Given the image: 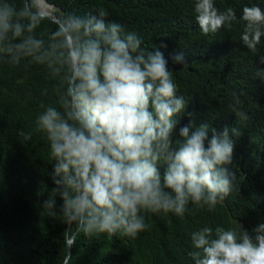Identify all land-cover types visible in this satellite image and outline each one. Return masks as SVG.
I'll return each instance as SVG.
<instances>
[{"label": "clouds", "instance_id": "9594fccd", "mask_svg": "<svg viewBox=\"0 0 264 264\" xmlns=\"http://www.w3.org/2000/svg\"><path fill=\"white\" fill-rule=\"evenodd\" d=\"M193 11L205 36L242 23L240 43L264 63L258 54L264 9L258 4L245 5L239 18L214 0H194ZM108 17L103 7L86 16L68 12L45 36L37 29L46 16L32 0H0V61L30 59L66 85L58 106L41 104L35 119L48 141L52 192L63 201L64 223L89 238H135L151 227L146 213L184 216L189 204L215 211L235 187L234 137L242 133L196 125L189 112L175 138L176 117L189 102L177 94L173 70L159 50L167 45L145 49L137 33ZM172 60L186 64L183 52ZM256 75L264 77V70ZM242 103L233 93L230 107L241 117ZM19 135L32 139L23 130ZM43 208L57 215L52 196ZM191 246L193 264H264V222L251 231L241 224L204 226L191 233Z\"/></svg>", "mask_w": 264, "mask_h": 264}, {"label": "trees", "instance_id": "16d2710c", "mask_svg": "<svg viewBox=\"0 0 264 264\" xmlns=\"http://www.w3.org/2000/svg\"><path fill=\"white\" fill-rule=\"evenodd\" d=\"M36 1L58 18L68 12L95 14L103 7L109 21L138 34L141 47L152 50L161 42L166 44L159 50L173 70L177 94L189 102L176 117L174 137L179 138V128L189 123V112L194 113L191 119L196 125L208 122L217 130L238 128L242 134L234 137L231 165L237 180L213 212L189 204L184 216L146 213L151 227L135 238L84 236L63 221V201L52 192L56 186L48 141L35 125L40 105L57 104L66 85L30 59L16 65L0 61V264H193L187 255L193 231L238 224L251 231L264 222V77L256 75L257 69L264 70V63L240 43L242 23L205 36L194 19V0H47L54 7ZM15 2L19 5L22 0ZM214 2L220 10L234 8L238 18L245 5L264 9V0ZM57 24L46 17L37 33L46 36ZM180 52L184 65L172 60ZM258 54L264 55V37ZM233 93L243 102V117L230 107ZM20 130L31 133L32 139L24 141ZM51 196L56 216L47 215L43 208Z\"/></svg>", "mask_w": 264, "mask_h": 264}, {"label": "water", "instance_id": "95a60500", "mask_svg": "<svg viewBox=\"0 0 264 264\" xmlns=\"http://www.w3.org/2000/svg\"><path fill=\"white\" fill-rule=\"evenodd\" d=\"M34 2H35V5H36V7H37V9H39V11H41L46 17H48V18H50V19H52V20H55V21H57L58 22V17H57V15L52 11V12H49V11H46V10H43V9H41V8H39L38 7V4H37V2L35 1V0H33ZM47 4H49V5H51V6H53V4H51L50 2H48L47 0H44ZM54 7V6H53ZM72 237H70V238H68V244H70L71 243V241H72ZM70 252V248L68 249V253Z\"/></svg>", "mask_w": 264, "mask_h": 264}, {"label": "bare ground", "instance_id": "6f19581e", "mask_svg": "<svg viewBox=\"0 0 264 264\" xmlns=\"http://www.w3.org/2000/svg\"><path fill=\"white\" fill-rule=\"evenodd\" d=\"M36 1V0H35ZM37 2V1H36ZM38 4V3H37ZM39 7V6H38Z\"/></svg>", "mask_w": 264, "mask_h": 264}]
</instances>
